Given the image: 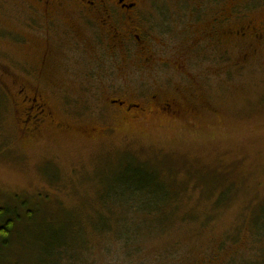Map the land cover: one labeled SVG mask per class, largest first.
<instances>
[{
	"label": "rangeland",
	"instance_id": "374dc122",
	"mask_svg": "<svg viewBox=\"0 0 264 264\" xmlns=\"http://www.w3.org/2000/svg\"><path fill=\"white\" fill-rule=\"evenodd\" d=\"M236 1L243 23L264 31V0ZM42 2L0 0V209H9L6 218L15 221L7 244L0 240V264H40L58 243L83 250L78 264H264V38L216 46L215 64L210 50L200 47L198 85L193 94L175 95L188 99L180 101L177 115L150 105L135 119L114 110L102 114L104 102L91 97L96 87L73 78L63 89L73 101L80 98L68 105L66 117L63 100L42 84L40 97L58 119L27 135L19 89L34 78L20 71V63L32 65L40 56L36 48L43 41L27 21L38 18ZM218 6L210 1L212 19ZM223 56L231 72L218 70ZM171 79L170 87L188 84ZM172 93L170 88L162 98ZM97 126L105 131L93 132ZM129 166L157 174L159 188L175 191L177 213L172 226L151 233L150 225L160 222L130 211V219L140 217L141 234L133 235L130 226L136 240L125 247L110 232L99 235L101 225L92 221L102 212L101 195L131 176ZM115 225L114 234L120 231Z\"/></svg>",
	"mask_w": 264,
	"mask_h": 264
},
{
	"label": "flooded vegetation",
	"instance_id": "af4514ba",
	"mask_svg": "<svg viewBox=\"0 0 264 264\" xmlns=\"http://www.w3.org/2000/svg\"><path fill=\"white\" fill-rule=\"evenodd\" d=\"M210 1L220 5L213 19ZM232 1L227 7L226 0H43L38 18L27 21L30 32L43 41L36 48L40 56L32 65L20 63V71L34 78L33 84L24 83L19 89L24 97L23 131L35 133L46 120L58 119L40 97L42 84L53 87L63 100L62 114L71 116L68 105L78 103L80 97L73 101L63 89L70 79L96 87L91 97L104 102L102 114L114 110L135 119L149 105L157 112L181 114L180 101L188 99L175 95L195 91L200 47L210 50L208 60L215 64L211 51L216 46L264 38L254 22L243 23L240 3ZM206 19L207 25L198 26ZM176 35L181 38L176 40ZM220 59L223 67L212 68L213 72H231L228 57ZM173 76L187 79L188 84L170 87ZM138 80L144 85H134ZM170 88L173 97L162 98ZM97 130L105 131L97 126L93 132ZM6 217H1V225L9 220Z\"/></svg>",
	"mask_w": 264,
	"mask_h": 264
},
{
	"label": "trees",
	"instance_id": "16d2710c",
	"mask_svg": "<svg viewBox=\"0 0 264 264\" xmlns=\"http://www.w3.org/2000/svg\"><path fill=\"white\" fill-rule=\"evenodd\" d=\"M128 169L131 170V176L129 178L122 177L118 181L119 183L117 182L115 188L113 189L114 192L101 195L100 203L103 207L101 210L102 212L97 215L96 221H92L94 226L98 227L101 225L98 227L97 233L99 235L106 236V232H110V235L119 237V240L124 243L125 247L130 245V243L131 245L135 244L136 238L134 239L132 234L135 235L138 233V228L140 227L138 225L140 223L139 215L137 214L134 216V218L130 219L128 215L130 211H134L135 209L137 213L142 215H145V213L148 214V217L150 218L149 223L153 221L157 223V220L160 222L158 223L159 225H157L158 227L150 225L149 231L151 233L154 231L164 232L165 229L172 226L173 224L171 222L173 221V216H175L177 213V205L175 204L176 195L174 194L175 191L171 190V188H168L167 186L165 187L164 185L159 188L157 184L160 181L157 179V174L153 175L144 172L138 167L129 166ZM120 184H122V187ZM109 202L113 203L107 204ZM108 205L113 206L112 211L107 210L111 208H108ZM124 207H127V210H123ZM167 209L169 210V213L166 211ZM7 213L9 214V209L1 208L0 218L3 217L4 220V216H6ZM26 215L27 218H32L33 213L27 212ZM14 216H16L15 213ZM136 217L138 220L135 219ZM187 217L190 218V215ZM162 219L165 222H162ZM182 219L184 220V217ZM11 221L7 220V222H4L0 228V240L3 245L7 244L6 240L13 229V221ZM112 223H115V226H119L120 231L116 234H114L115 228L111 226ZM161 223L164 224L163 227ZM130 226H133L132 234L130 233ZM138 234H141V232ZM175 246H177L176 242L169 245V247ZM69 248L71 249V246L67 247V245H64V243H58L56 247L51 249L52 252L49 253V257L52 259L50 258L45 262L42 261L41 263H38L62 264V262H68L63 264H78L77 262L79 261L76 260L77 258L80 259L81 251L83 250L76 249L77 251L75 252V250L72 249L70 250V253ZM125 251L129 253L131 252L130 250Z\"/></svg>",
	"mask_w": 264,
	"mask_h": 264
}]
</instances>
